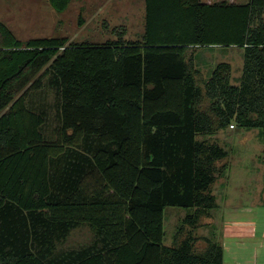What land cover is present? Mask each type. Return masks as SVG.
<instances>
[{
  "label": "trees",
  "instance_id": "16d2710c",
  "mask_svg": "<svg viewBox=\"0 0 264 264\" xmlns=\"http://www.w3.org/2000/svg\"><path fill=\"white\" fill-rule=\"evenodd\" d=\"M124 31L21 40L0 21V264H225L223 244L196 252L180 234L217 207L227 169L198 135L230 125L264 141V0H145L141 37ZM217 46L243 49L238 84L230 62L200 82L195 50ZM167 206L194 209L175 245ZM83 225L92 241L61 248Z\"/></svg>",
  "mask_w": 264,
  "mask_h": 264
},
{
  "label": "rangeland",
  "instance_id": "374dc122",
  "mask_svg": "<svg viewBox=\"0 0 264 264\" xmlns=\"http://www.w3.org/2000/svg\"><path fill=\"white\" fill-rule=\"evenodd\" d=\"M246 2L248 0H239ZM0 21L5 22L21 40L64 36L71 42L101 43L119 37L138 39L145 28V0H77L64 12L52 8L49 0H0ZM115 29H119L115 31ZM196 67L199 80H207L220 62L232 64V83L241 80L243 49L236 46L198 48ZM199 140L218 144L228 156L217 162L213 185L217 207L202 216L198 226L186 223L180 238L191 234L196 252H202L207 240L224 246L225 264H264L263 154L261 128L226 126L214 134L198 135ZM193 208L167 206L164 211V243L175 245L174 237L183 219ZM88 225L72 230L61 248H76L92 241Z\"/></svg>",
  "mask_w": 264,
  "mask_h": 264
},
{
  "label": "crops",
  "instance_id": "0c3cea01",
  "mask_svg": "<svg viewBox=\"0 0 264 264\" xmlns=\"http://www.w3.org/2000/svg\"><path fill=\"white\" fill-rule=\"evenodd\" d=\"M202 1H205V2H208V3H213V2H217V1H221V0H202ZM227 1H229V2H238V3H245V2H241V1H239V0H227ZM249 1V0H248ZM248 1H246V2H248ZM262 203V202H261ZM72 232V231H71ZM71 234V233H70ZM69 234V235H70Z\"/></svg>",
  "mask_w": 264,
  "mask_h": 264
}]
</instances>
